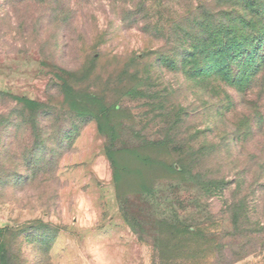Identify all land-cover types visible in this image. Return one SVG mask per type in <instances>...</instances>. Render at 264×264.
<instances>
[{"label":"rangeland","instance_id":"374dc122","mask_svg":"<svg viewBox=\"0 0 264 264\" xmlns=\"http://www.w3.org/2000/svg\"><path fill=\"white\" fill-rule=\"evenodd\" d=\"M229 1L0 0V264H264V60L240 91L172 53Z\"/></svg>","mask_w":264,"mask_h":264},{"label":"trees","instance_id":"16d2710c","mask_svg":"<svg viewBox=\"0 0 264 264\" xmlns=\"http://www.w3.org/2000/svg\"><path fill=\"white\" fill-rule=\"evenodd\" d=\"M228 3H232L231 6L219 14L210 13V16L203 14L200 19L192 18L198 28V35L184 34L181 24L178 21L173 22L172 53L178 51L175 55V58L178 57V71L185 76H190L197 82H213L219 86L225 84L242 91L246 83L259 73L261 67L259 63L264 60V51L261 53L264 44L262 46L260 38H264V35H255L247 39L244 32L248 25L243 20V13L239 11L241 0H230ZM134 7L139 8V11L146 9L142 4ZM185 21L187 22L184 20V23ZM135 22H142L144 31L150 24L146 17L136 19ZM178 31H182L183 35ZM155 32L162 37L165 35L161 29ZM169 37L171 38L170 35ZM174 60L162 56L158 61L164 65L171 61L176 68ZM68 75L73 77V74ZM109 109L104 106L102 113Z\"/></svg>","mask_w":264,"mask_h":264}]
</instances>
